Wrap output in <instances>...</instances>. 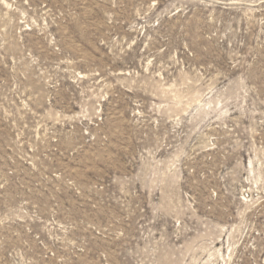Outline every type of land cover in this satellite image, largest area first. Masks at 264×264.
Wrapping results in <instances>:
<instances>
[{
  "label": "rangeland",
  "instance_id": "1",
  "mask_svg": "<svg viewBox=\"0 0 264 264\" xmlns=\"http://www.w3.org/2000/svg\"><path fill=\"white\" fill-rule=\"evenodd\" d=\"M0 264H264V0H0Z\"/></svg>",
  "mask_w": 264,
  "mask_h": 264
}]
</instances>
